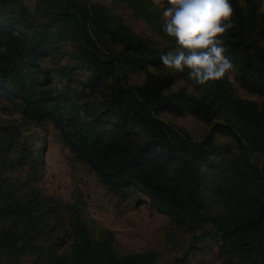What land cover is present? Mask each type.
I'll return each mask as SVG.
<instances>
[{
	"label": "trees",
	"instance_id": "obj_1",
	"mask_svg": "<svg viewBox=\"0 0 264 264\" xmlns=\"http://www.w3.org/2000/svg\"><path fill=\"white\" fill-rule=\"evenodd\" d=\"M109 1L151 35L103 0H35L21 10L41 21L27 36L9 14L19 2L0 0V264H185L209 233L165 263L154 250L123 254L87 216L91 189L121 211L144 198L184 233L217 228L237 264H264L262 0H231L233 71L204 86L161 63L177 49L162 31L166 0ZM166 118H189L202 133ZM51 145L70 169L67 199L44 187Z\"/></svg>",
	"mask_w": 264,
	"mask_h": 264
},
{
	"label": "rangeland",
	"instance_id": "obj_2",
	"mask_svg": "<svg viewBox=\"0 0 264 264\" xmlns=\"http://www.w3.org/2000/svg\"><path fill=\"white\" fill-rule=\"evenodd\" d=\"M19 7L10 9V17L14 19L16 32L33 35L39 27L41 21L38 16L22 15L23 8H29L34 5L35 0H17ZM108 7H112L113 12L117 13L133 32L142 33L150 36V28L147 24L138 21L126 4L118 6L111 5L109 0H103ZM262 11H264V0H262ZM52 58L57 61L59 56L56 52ZM140 80V79H139ZM249 98V96H247ZM0 117L8 116L1 112ZM167 122L184 128L190 136L198 137L202 133V127L189 118L183 119H165ZM50 162L48 159V173H53L54 180L47 178V190L56 193L58 196L67 199L73 189V181L68 168L67 161L61 151L55 145L50 146ZM263 162L259 156L254 158V163L261 165ZM94 182L90 183V186ZM88 186V187H90ZM84 189V187H81ZM92 194L93 206L88 209L87 216L95 221L94 227L111 231L117 249L123 254L140 253L149 250L156 251L159 255V263L172 261L174 258L181 256L183 249L192 241L194 235H200L208 231L201 241L196 244L198 249L191 252L185 264H237L236 259L227 256L223 250L221 240V232L215 228L210 230V226H201V230L194 234H188L176 230L168 219L155 211L148 208L144 198L137 203H131L128 210L121 211L107 204L105 198V206L103 205L102 196L99 189L89 191ZM94 192V193H92Z\"/></svg>",
	"mask_w": 264,
	"mask_h": 264
},
{
	"label": "clouds",
	"instance_id": "obj_3",
	"mask_svg": "<svg viewBox=\"0 0 264 264\" xmlns=\"http://www.w3.org/2000/svg\"><path fill=\"white\" fill-rule=\"evenodd\" d=\"M162 31L177 49L161 55L168 69L187 73L196 85H210L230 76L233 64L225 55L224 37L232 29L231 0H166Z\"/></svg>",
	"mask_w": 264,
	"mask_h": 264
}]
</instances>
